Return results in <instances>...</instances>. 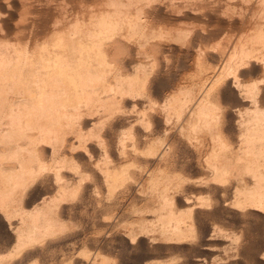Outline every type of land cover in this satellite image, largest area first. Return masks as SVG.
I'll return each mask as SVG.
<instances>
[{
    "label": "bare ground",
    "instance_id": "6f19581e",
    "mask_svg": "<svg viewBox=\"0 0 264 264\" xmlns=\"http://www.w3.org/2000/svg\"><path fill=\"white\" fill-rule=\"evenodd\" d=\"M260 227L264 0H0V264H264Z\"/></svg>",
    "mask_w": 264,
    "mask_h": 264
},
{
    "label": "rangeland",
    "instance_id": "374dc122",
    "mask_svg": "<svg viewBox=\"0 0 264 264\" xmlns=\"http://www.w3.org/2000/svg\"><path fill=\"white\" fill-rule=\"evenodd\" d=\"M87 205H88V206H87V209L90 210L89 213H87V214L90 215V214H91V209H90L91 206L89 205V203H88ZM87 214H86V216L89 217V215H87ZM84 224H85V222L83 223V226L86 225V232H88V233L91 232V229H90V228H91L90 226H92V225H91V222H90V223H86L85 225H84ZM88 226H89L90 228H89ZM239 227H240V226H239ZM239 227H238V225H235V227H234V228L236 229L235 232H239V231L241 230V228H239ZM87 228H88V229H87ZM257 231H258V232H257ZM257 231L253 232V234L251 235V236H252V239H254L253 242H254L255 244H260L261 242L263 243V240H262L263 237H264V236H263V234H264L263 228L260 227V228H258ZM259 232H260V233H259ZM261 232H262V233H261ZM254 233H255V234H254ZM257 234H258V237H257ZM260 245H261V244H260ZM57 257H58V256H56V255H53V254H51V253H48V254H47V257H46V260H47V261H45V263H47V264L57 263V259H56ZM55 261H56V262H55ZM27 263H28V262H27ZM40 263H41V262L38 261L37 264H40ZM45 263H44V264H45ZM25 264H26V263H25ZM28 264H32V263H28Z\"/></svg>",
    "mask_w": 264,
    "mask_h": 264
}]
</instances>
